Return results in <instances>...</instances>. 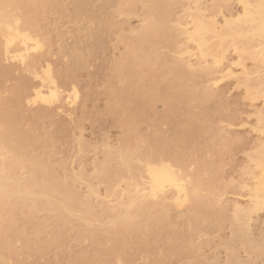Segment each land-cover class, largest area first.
<instances>
[{"label": "bare ground", "instance_id": "1", "mask_svg": "<svg viewBox=\"0 0 264 264\" xmlns=\"http://www.w3.org/2000/svg\"><path fill=\"white\" fill-rule=\"evenodd\" d=\"M56 1L0 0L20 6L14 9V16H0V264H32L37 257L45 258L44 255L53 246L65 245V235L71 230L76 231L75 239L89 241V246L93 248L80 254L74 253L73 257L68 255L67 258L71 256L68 259L70 264H109L111 258L116 264H130L132 260L129 256L133 251L129 249L154 252L159 245L163 246L164 250H160L164 253L161 252L163 256L158 253L153 264H165L169 257L183 256L187 252L189 246L185 239H189L184 234L186 230L183 232L182 228L179 229L184 218L198 230H202L207 219L217 217L215 221L221 224L218 219L228 218L232 236L235 237L233 242L243 244L251 254L264 253V229H261V235L257 233L259 237L255 233V225L264 216V138L257 139L253 151L247 154L248 163H245L241 172L243 177L237 180V187L244 191V194H240L244 196L245 203L238 199L231 202L227 200L224 185L228 182L222 181L219 164L207 158V161L204 158L200 160L185 149L193 128L203 123H209L210 127L213 125L211 129H214L208 130L227 142L240 140L227 127L213 124L211 118L214 112L211 113L207 107L217 99L220 100L221 110L228 107V100L219 90L226 79H233L238 87L245 90L246 98L251 101L264 99V12L260 9L261 0H107L112 11L111 14L108 11L110 16L107 18L102 16L104 21L100 22L107 24V27L109 25V32H112L111 25L124 31H119L123 34L120 42H124L126 50L124 53L121 51L120 57L110 65L113 76L110 74L106 89L111 97L106 113L120 127L123 126L124 138L120 139V145L117 146L109 144V141L104 142L102 145L106 153L102 160L93 161L91 170H87L81 162L78 168L72 170L73 167L65 166L62 160H53L48 152L49 147L53 149V140H50V144L46 136H34L33 127L30 128L32 132L24 130L28 128L24 123L25 127L21 126V122L25 121L24 115L21 116L22 121L17 116L24 106L36 110V114L35 111L33 113L35 118H39L42 113L44 116L45 111L41 110L50 107L72 120L78 115L80 90L77 77L73 76L76 73L70 67L87 68L88 63L84 55L80 54L84 46L81 47V42L69 45L73 43L71 41L67 44L69 35L60 30V38L56 42L44 38L43 34L48 36L44 33L47 29L43 31L44 25L40 26L41 19H47L43 13L58 5L60 0ZM75 2L72 4L81 13L88 7L90 0ZM232 2L237 3L240 11L231 10ZM106 3L104 1V6ZM243 3L252 5L247 16L241 7ZM137 6L141 7V12H136ZM67 10L63 12L68 13ZM72 15L76 16L74 13ZM72 15L69 17L72 18ZM94 15L90 20L92 26L89 25L92 31H88L91 37L92 34L95 38L104 37L103 33L109 32L105 31L106 27L103 32L104 26L96 28L98 16ZM118 15L130 18L136 15L141 17V24L137 27L128 26L126 31L123 27L125 20L114 21ZM16 19L21 21V37L9 42L6 37H15V33H9L8 27L10 24L14 26ZM88 31L84 39L81 38L82 43L87 41ZM24 33H28L31 39H23ZM37 38L41 47L33 50L35 45L32 40ZM98 39L97 42H102ZM104 42L99 45L102 46ZM96 44V41L88 44L90 50L85 48V52L88 50L91 53ZM58 50L61 52H56ZM58 54L61 58L58 56L57 59L62 60V64L66 61L61 70L55 69L53 62ZM157 69L161 71L159 76L154 72ZM15 72L21 73L20 76L16 77ZM72 72L74 74L71 77ZM13 75L19 84L9 90V97L4 98L1 94L5 88L2 81L12 80ZM158 101L166 107L162 112L155 108ZM132 102L138 104L135 112L130 108ZM196 106L200 109L197 113L194 108V112L192 110ZM253 109L250 116L255 114V130L264 137V105ZM178 110H182L180 113L183 112L182 117L185 119L179 117ZM178 118L182 120L179 123ZM131 121L133 125H129ZM133 122L139 123L137 126L140 122H146L150 132L141 133ZM167 123L174 124L176 129L167 132L163 128ZM82 129L80 127L77 154H81L85 146L92 145L83 139ZM57 150L54 147L55 153H58ZM165 164L178 168L183 176L175 183H170L167 170L162 168ZM150 168L156 177L155 181ZM78 182L84 184L85 190ZM101 186L105 187L104 194L100 191ZM185 211L189 213H185L187 217L183 213ZM195 217L202 219L203 225L196 224L193 220ZM263 218L260 223L264 226ZM211 224L213 227L216 222ZM229 246L232 249L226 263H222L219 256L211 262H200L256 264L254 260H242L237 253L239 250L235 249L237 246L230 243ZM108 249H111L109 253ZM128 251L130 255H127Z\"/></svg>", "mask_w": 264, "mask_h": 264}, {"label": "rangeland", "instance_id": "2", "mask_svg": "<svg viewBox=\"0 0 264 264\" xmlns=\"http://www.w3.org/2000/svg\"><path fill=\"white\" fill-rule=\"evenodd\" d=\"M58 1H56V3ZM72 1L74 2V4H76V2H77V1L75 2V0H71V1L69 0V2H68V0H60L58 5L55 4V6L57 8H55V6H54V8L52 7V9H51L52 11L50 9H48L47 13L46 12L43 13V14L47 15V19L42 18L41 22L43 24L42 23L41 24L39 23V24H40V26L44 25V26H42L43 31L45 30V28L47 29L44 31V33L48 34V36L45 37V34H43L44 38H50L53 42H56L57 40H59L58 38H60V35H59V30H60V32L69 35L67 38V42H66L67 44H69V42L71 43V41L73 43H71L69 45L80 44V42H81V47L83 48V46H84V49H82L80 51V54L84 55V57H85L84 60L86 59V63H88L87 68L86 67L82 68V66H81L82 69H76V68L72 69V67H70L71 70L74 71V73H76V75H75L72 72L71 77L73 74H74L73 76L77 77L76 79L78 80V87L80 90V97L78 98L79 101L77 103V106H78L77 109L79 111H77V113H76L78 115L74 116V118L72 120V119H69L68 117L64 116L63 115L64 113L60 114L57 112V110H55V108L50 107L48 109H42L41 110L42 112H43V110L45 111L44 116H42L43 115V113H42L41 115H39V118L36 117L38 120L37 121L34 114H33L34 111L36 114V110H33V108L27 109V107L24 106L25 108L22 107L21 108L22 110H20V113H23V114L19 113L20 115L18 114L17 116H19V120L22 121L21 116L24 115L23 119L25 121L21 122L22 123L21 126H22V128L25 126H28V128H29V130L27 127L23 128L24 130L27 129V131H30V128L33 127L34 130H32V129L31 130L33 131L32 134L34 136L37 137V136H43L44 135V136H46L48 143H50V140H53V147H52L53 149H51V147H49L51 150L48 149L49 154H51L53 156V158H52L53 160H56L59 162L62 160L61 163H63V164L65 163L64 164L65 166L69 165L68 166L69 168L73 167L72 170H74V168H78V165L81 162V163L85 164V167L87 170H91L90 168H92V166H93V161L99 160V159L102 160L103 155L106 153L105 149L102 145V144H104V142L109 141V144L113 143V145L115 144L114 146H117V145H120V142H121L120 139L124 138V128L123 129L121 128L123 126L120 127V124H117V122H115L114 118L112 116H108L106 113V110L108 109V106L110 104V99H111V97H109V94H108L109 92L107 93L108 90H106V89H107V86L109 84L108 79L111 78L110 74L112 73L110 71V69H111L110 65H112L114 60H116L117 58L120 57L119 55H121L122 52L123 53L125 52L126 47H125L123 41H122L123 43L120 42L122 40V39H120V37L121 36L123 37L122 33H124V31L119 30L116 27H112V25H111L112 28L110 27V31H112V32L114 31V32L113 33L109 32L108 31L109 25L107 27V24H105V23L102 24L100 22L101 20L104 21V19H102V16H103V18L104 17L107 18L108 16H110L109 13L112 11L111 10L112 7H110L106 3L107 0H93V2L90 0L89 4L87 5L90 8L88 9V7H85V10H86V8H87V10L86 11L84 9L81 10L82 14L80 12H78L80 10H77L74 7V4H72L73 3ZM104 1L106 3L105 6L106 7L108 6L109 9H107L108 7L105 8V6L103 4ZM209 2H210V0H209ZM236 4H237L236 2H234V3L232 2L231 10H233L234 12H237L238 10L240 11V7L237 6ZM89 5H91V6H89ZM103 6H104V8H103ZM137 7L139 10H137ZM137 7H136V12L137 13L141 12L140 11L141 7L140 6H137ZM67 9L69 10V12H68L69 14L67 12H65V13L63 12V11H66ZM90 10H91L92 15L95 14L94 17H96V15L98 16V18H96V21H95L97 24L96 28H99L98 26H100L99 29H101V26H104V27H102L103 32H105V31L109 32L108 34L103 33L104 37H101V38L96 37L95 38L94 34H92V37H91V34L89 33V31H92V30H89V28H91V27H89V25L91 24L90 20H91V16H92L91 14L89 15ZM108 11H109V13H108ZM86 12L88 13V15ZM66 13L68 15H65ZM73 13H74V15H76V16L79 15L81 17L78 16V18H76V16H74L76 18L75 19L72 15ZM45 15H43V16L45 17ZM71 15H72V18L69 17ZM136 15H132L131 18L118 15L119 17H116L114 19V21H116L118 19L119 21L123 22L125 20L124 23H126L125 24L126 26L124 25L123 27H125L124 30L127 31V29L129 27H131V26L137 27L139 24H141V21H140L141 17H137L138 15L137 16ZM87 16H90V17H87ZM97 21H99L100 23H98ZM127 23H128V25H127ZM99 24H101V25H99ZM90 26H92V24ZM58 27H59V29H58ZM86 27H88V29ZM105 27L107 29H105V31H104ZM87 31H88L89 35L86 36L87 41H85L86 39L84 40L85 41L84 43H86L87 45H84V43H82V41H83L82 39H84L85 34L87 35V33H86ZM119 31L122 33H120ZM82 33H83V37L81 36ZM91 33H93V32H91ZM65 34H64V36L66 39ZM78 36L80 38H78ZM88 39L90 42L88 41ZM96 39H98V40L101 39L100 41H102V42L105 41V42L102 44V46H100L101 44L99 45V43H102V42H99V41L97 42ZM95 41L98 44H96L97 46L94 47V50L92 51L93 53L92 52L90 53V51H88V50H90V48H89L90 45H88V44H91V42L93 43ZM85 48H87V49L89 48V49L85 52V50H86ZM56 52H61V51L58 50ZM88 52L90 54H88ZM84 53H86V55ZM59 54L56 56V58L53 60V62H54L55 69L61 70L62 65H64L66 63V61L62 58L64 60V64H62L63 61L61 60L62 61L61 62L59 60V58L57 59ZM231 54H232V52H230V55ZM88 55H90V56H88ZM233 56L234 55L232 54L230 57L233 58ZM248 61L249 60H247V64L250 65V61L249 62ZM75 70L76 71L78 70V71L75 72ZM154 72L156 75L161 74V71L159 69L155 70ZM16 73L17 72H15L16 77L20 76V74H21V73H17V74ZM13 76H12V80L10 79L8 81H5V83H4V80L2 81L3 86L5 85L4 87L7 88V89L3 88L2 92H1L2 96H4V98H7V96L9 97L10 96L9 90H11L14 87H17V85L19 84L17 82L15 76L14 77ZM111 76H113V74H111ZM74 78L75 77H73V79ZM69 79H71V78H69ZM114 81H117V80L115 79ZM235 85H236V83L234 82V80L229 78V79H226L224 82H222L221 85L219 86V88H220L219 90H221L223 92L224 97L226 98V100H228V107L225 109L226 111L223 109L221 110L220 100H218V99L211 102L209 105L207 104L208 106L207 105L206 106L211 110V113L214 112L212 114L213 116L211 118V120H213V121H211V122H214L213 124H215V125L218 124V125H223L224 127H227L228 131L231 134L233 133L232 135L234 137L235 136L240 137L239 138L240 140H237V142H236V140L234 139V142H233V139H232V140H229L230 142H227L224 139H221L220 136H218L216 133H213V131L208 130V129H211V127L213 126V125H211L212 123L210 124L211 127L209 126V123H208V125H204V123H203L202 125L200 124L201 126L198 124V127L196 126L195 128H193L194 130H192V134H191L192 136L190 135L191 137L188 140V143H187L185 149L190 150L191 152L190 151L189 152L191 155L193 153L196 155V156L194 155L195 157L198 156L199 159L201 158L200 160H203V158L204 159L207 158V160H211V161L214 160L215 164H219L217 166H218V169L222 172L221 173L219 171L220 176H222L221 177L222 181L225 180L228 182L224 185V189L226 188L225 191L227 192L226 196L228 195L227 200L229 202H231L233 199H238L241 202L245 203V198L243 195H241V194H244V191L240 190L237 187V180H240L243 177L241 172L244 168L243 166L246 165L245 163L246 162L248 163V155L250 154V150L252 152L253 146L255 147L254 144H256L258 142V140H260V138H264L261 133L258 135L259 131L257 132V130H255V126L257 123L255 114H253V116H250V115H252V113L254 111L253 108H255V109L257 107L260 108L262 105H264L263 104L264 99L263 100L259 99L257 102L256 101L253 102L249 98H246V93L244 92L245 90L242 87H238L237 85L236 86ZM5 90H6V92H5ZM3 91H4V93H3ZM51 108H53V109H51ZM130 108L132 109V111L134 110V112H135L138 109V104L136 102H132L130 104ZM155 108L159 112H162L166 107L164 106V104L162 102L158 101L156 103ZM193 108L195 109L196 113H197V111L199 112V110H200L199 107H197V106L192 107V110H193ZM31 110H32V112H30ZM80 110H83V111H80ZM180 111H182V110H178L179 114L181 115V116L179 115V117L184 118V117H182L183 112L181 114ZM193 112H194V110H193ZM236 113H238V114L235 115ZM221 114H223V115H221ZM176 115H178V114H176ZM27 116L29 118H27ZM151 118L152 117H150L149 119H151ZM32 119L34 121L35 120L36 121L34 122ZM74 119H76V120H74ZM180 120L181 119L178 120V123L180 122ZM175 121H177V120H175ZM30 122H32V123H30ZM79 122L81 125L79 124ZM23 123L25 126H23ZM130 123H129V125H133L132 121ZM133 123H134V126L136 125L135 127H137L139 131H141V133L150 132L149 125L146 122H143V123L140 122V125H138V126H137V124H139V123H137V124H135L136 122H133ZM185 123H187V120H185ZM31 124H33V126H31ZM78 124L80 125V127L83 128L82 129L83 133H84L83 139L87 143L92 144V145L89 144L90 147L85 146V149L83 151L85 153V150H86L85 155H83L84 154L83 152H81V154L79 153L81 158H80L79 154H77L79 152L78 147H80L79 146L80 144L78 145L77 140H78V135L80 134V131H81ZM180 125H181V123H180ZM181 126H184V125H181ZM78 127H79V129L77 130ZM175 127L176 126L174 124H171V123H167L163 126L164 130H166L167 132L169 131V133H171L172 130L174 131L176 129ZM252 127H254V128H252ZM212 129H214V128H212ZM32 131H30V132H32ZM214 132H215V130H214ZM169 133H168V135H169ZM210 133H212L213 135ZM215 134L217 136H215ZM210 135H212V136L210 137ZM51 138H53V139H51ZM49 146H52V145H49ZM54 147H56L59 150V151L57 150L58 153L60 152L59 154L57 152L55 153ZM87 148H88V151H87ZM51 151H52V153H51ZM54 156H56L57 159L54 158ZM207 160L205 159L204 161H207ZM220 166H222L221 167L222 169H220ZM70 171H71V169H70ZM219 180H220V178H219ZM220 182H221V180H220ZM75 185H77V183ZM78 185H82V187L81 186L80 187L85 190V187L83 186L84 184H80L78 182ZM99 188H100L101 193L104 194L105 193L104 192L105 187L101 186ZM95 201H97V200H95ZM183 213L185 215V213H188V212L185 211ZM185 217H187V216L185 215ZM263 217H261V218H263ZM216 218L212 217V219L211 218L207 219L204 222V221H202V219L195 217L193 220L196 224L199 223V224L203 225V222H204L205 225H203V228H204V230L202 228L203 231L200 230L201 228H199L200 231L198 229H195L196 227H193V225L191 223H189L186 218H184V220L186 219L185 220L186 222L183 220L184 222L182 221V223L184 225L187 224V225H185L187 227H184V225L182 226V223H181L179 229L182 228L181 231L186 230L185 232L189 231L187 233H185L183 231L185 235L187 234L186 237H188V239H189V241L187 239H185V241H187L189 243V244L186 243L189 246V247H187V248H189V250L186 248L187 252H184L182 254L183 256H174V258L169 257L172 260L171 259L168 260L169 258L166 259L167 264H202V262H200V261L205 260V262L206 261L211 262L213 260H216V258L218 256H219L218 258H220L221 261L223 260L222 263H226L225 261L228 259L229 255L231 253V249H232V248H230L231 246H229V243L231 245L237 246L235 249H237V251L239 250L237 253L239 254V256H241L242 260H244V261L247 260L250 262H253V260H254V262H256V264H264V253H260L257 255L254 253L251 254V253H249L250 251L249 252L247 251L246 247L244 248L243 244H241L237 241L233 242V240H234L233 238H235V237L232 236V233H231L232 227L230 224L231 221L228 218H225L227 220H222L221 218L218 219V221L222 225L219 224L217 222V220L215 221ZM261 218L259 219L260 221L262 220ZM200 220H201V222H199ZM209 220H211V221H209ZM260 221H258V223L256 222L258 225L257 224L255 225L256 226L255 227L256 228L255 229L256 235L258 232H260V233H258V235H261V232H262L261 229L262 230L264 229V226L262 223H260ZM215 222H216V224L218 223L219 225L217 224L218 225L217 226L216 224H213V227H212L211 223H215ZM207 223L210 226V227L208 226L209 228L206 226V225H208ZM189 224L192 226H189ZM261 225L263 226V228ZM191 227L194 228V230ZM184 228H186V229H184ZM167 229H165V230L167 231ZM73 231L71 230V232H69V233H71L70 235L68 232L65 235L66 236V239L64 242L65 245L62 244V246H60V247L58 245H57L58 247L53 246L54 247L53 249L50 248L49 251L47 250L48 254L46 253L47 255L46 254L44 255L45 258L37 257V259H34L32 261V264H48V261H50V264H51V262L53 264H64V263L70 264L69 262H71V261H69V260L71 259V256H69V258H67L68 255H72V254L74 255V253L80 254L83 251H91L93 247L91 245L89 246L90 242L89 241L84 242L81 240H77V238L75 239L74 237L76 236L75 235L76 231L75 230H73ZM168 232H169V229H168ZM32 234L33 233H31V235ZM67 235L69 236L70 239L67 237ZM43 236H45V235H43ZM189 237L191 238V240ZM62 241H64V238L62 239ZM62 241H61V243H63ZM231 242H233L235 244H232ZM109 245H108V247L110 248ZM104 247L105 246L103 245V248ZM160 249H163L162 245H159L155 249L154 252L143 251V249H137V250H135V249L130 250L129 249V251H131V252L133 251L132 252L133 255L129 251L126 253H129L127 255L131 254L129 256V258L132 260L131 261L132 264H153L156 260L154 258H156V256H159L162 253H164V251L162 252V250H160ZM110 250L108 249V253ZM138 251H140V252H138ZM105 253H107V251ZM158 253H159V255H158ZM73 255H72V257H73ZM153 255H155V256H153ZM162 256H163V254H162ZM110 257L111 256H109L108 258L110 259ZM108 258H106V259H108ZM103 259H104V257H103ZM109 259H108V261H109ZM166 261H165V264H166ZM114 262H115V260H114ZM114 262L112 261V258H111V262H109V264H113ZM107 264H108V262H107ZM114 264H116V263H114Z\"/></svg>", "mask_w": 264, "mask_h": 264}, {"label": "snow or ice", "instance_id": "3", "mask_svg": "<svg viewBox=\"0 0 264 264\" xmlns=\"http://www.w3.org/2000/svg\"><path fill=\"white\" fill-rule=\"evenodd\" d=\"M19 7H20L19 5L0 2V16H4V17L14 16L15 15L14 9H18ZM241 7L244 9L245 16H247L248 11L252 7V5H249L247 3H243L241 5ZM260 9L262 12H264V0H261ZM20 25H21V21L19 19H16L14 26L11 24L9 25L8 32L9 33H15V37H6V39H8L9 42H11V40L16 38V37H21V32L19 30ZM22 38L25 40L31 39V37L29 36L28 33H24ZM32 43L35 45V49H33V50H38L41 47V44H40V41L38 38L35 40H32ZM37 79H40V77H37ZM45 82L47 83L48 81L46 80ZM37 97L39 98V91L37 92ZM29 103L31 104L32 101L30 100ZM162 168L164 170H167V172L169 174V182L170 183H175L179 177L183 176V172L180 171L178 168L172 167L171 164H165L162 166ZM150 174L153 175V179L155 181L156 177H155L153 171L151 170V168H150ZM160 190L161 191L163 190V186H161ZM155 195H156V190L153 191V196H155ZM262 252H264V247H262Z\"/></svg>", "mask_w": 264, "mask_h": 264}]
</instances>
